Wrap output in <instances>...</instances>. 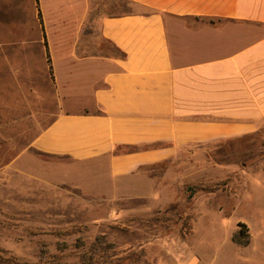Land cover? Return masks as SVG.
I'll use <instances>...</instances> for the list:
<instances>
[{
  "label": "crops",
  "instance_id": "obj_1",
  "mask_svg": "<svg viewBox=\"0 0 264 264\" xmlns=\"http://www.w3.org/2000/svg\"><path fill=\"white\" fill-rule=\"evenodd\" d=\"M65 1L0 0L2 88L48 90L53 106L33 148L103 168L99 184L114 194L161 205L190 177L188 167L194 183L239 184L232 161L199 155L264 151L252 144L264 138V0H122L123 10L101 18L98 65L82 35L49 19ZM215 197L208 194V207L195 202L194 216H232L235 205H214ZM262 200L257 223L195 227L177 264H264ZM239 223L245 245L232 239Z\"/></svg>",
  "mask_w": 264,
  "mask_h": 264
},
{
  "label": "rangeland",
  "instance_id": "obj_2",
  "mask_svg": "<svg viewBox=\"0 0 264 264\" xmlns=\"http://www.w3.org/2000/svg\"><path fill=\"white\" fill-rule=\"evenodd\" d=\"M125 6L122 0H66L64 8L58 14L51 12L49 19H64L68 34L82 35L90 64L98 65L106 49L101 18ZM77 83L80 86L81 80ZM48 95L42 88H2L0 76V264H177L184 253L183 242L192 241L193 230L200 224L216 222L230 229L237 219L257 223L264 197L260 187L263 150L199 155L216 156L222 163L232 161L237 185L230 178L194 183L192 167H188L185 173L190 177L173 187V199L163 205L120 196L111 184H99L106 183L103 168L92 170L86 163L33 148L32 141L52 119ZM70 106L58 103L57 109ZM252 144L262 146L264 138ZM185 157L186 163L193 164ZM243 189H248L249 196L234 198ZM209 193L218 196L213 198L214 205H235L226 221L219 214L194 216V203L208 207Z\"/></svg>",
  "mask_w": 264,
  "mask_h": 264
},
{
  "label": "trees",
  "instance_id": "obj_3",
  "mask_svg": "<svg viewBox=\"0 0 264 264\" xmlns=\"http://www.w3.org/2000/svg\"><path fill=\"white\" fill-rule=\"evenodd\" d=\"M39 16L41 17L40 13ZM232 239L241 245H245L248 242L247 227L244 223L238 224V229L233 233Z\"/></svg>",
  "mask_w": 264,
  "mask_h": 264
}]
</instances>
